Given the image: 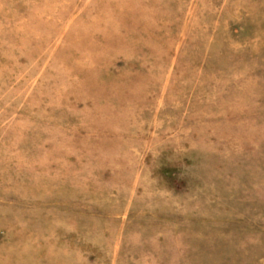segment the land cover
Instances as JSON below:
<instances>
[{
    "label": "rangeland",
    "instance_id": "obj_1",
    "mask_svg": "<svg viewBox=\"0 0 264 264\" xmlns=\"http://www.w3.org/2000/svg\"><path fill=\"white\" fill-rule=\"evenodd\" d=\"M0 264H264V0H0Z\"/></svg>",
    "mask_w": 264,
    "mask_h": 264
}]
</instances>
